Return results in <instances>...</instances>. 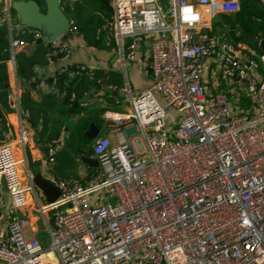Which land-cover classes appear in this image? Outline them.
<instances>
[{"label": "built area", "instance_id": "built-area-1", "mask_svg": "<svg viewBox=\"0 0 264 264\" xmlns=\"http://www.w3.org/2000/svg\"><path fill=\"white\" fill-rule=\"evenodd\" d=\"M213 4L233 14L241 0H112L102 28L113 34L124 85L107 89L119 91L128 107L103 112L104 135L98 133L86 156L97 166L66 178L46 176L59 196L31 200L46 227L47 247L25 235L26 221L17 211L36 187L29 173L22 183L11 143L0 144V178L8 189L7 204L0 203V264H264V74L258 70L264 54L209 34L203 14ZM10 8V0L0 5V23L8 28L14 64L26 42L12 35ZM27 27L20 33L41 37ZM66 30L77 32L71 21ZM143 41L148 54L137 68L149 85L133 95L126 62L135 60ZM45 44L50 61L70 57L67 40L57 36ZM209 56L223 80L243 83L249 100L244 111L236 112L227 91L203 82ZM58 72L100 85L84 63ZM60 97L73 101L76 94L63 90ZM171 109L177 117L169 124ZM18 112L28 119V110ZM18 137L23 144L21 121ZM64 145L63 136L38 145L46 171Z\"/></svg>", "mask_w": 264, "mask_h": 264}, {"label": "trees", "instance_id": "trees-1", "mask_svg": "<svg viewBox=\"0 0 264 264\" xmlns=\"http://www.w3.org/2000/svg\"><path fill=\"white\" fill-rule=\"evenodd\" d=\"M37 3L40 8L44 0H32ZM63 13L72 21V25L76 28V33L80 35L85 43L94 48H112L115 45L114 37L111 31L102 28L110 17V5L106 0L105 5L103 0H60L59 3ZM1 14V13H0ZM11 17H16V11L10 8ZM219 21L213 27L212 33H217L216 27L226 26L228 39L233 43L243 42L252 47L257 54H261L258 45L246 37L249 35L262 37L264 32V5L255 0H241L239 11L233 14H219ZM8 28L4 22L0 23V119L3 114L12 112L13 109L9 104V88L7 62L10 59V50L8 42ZM214 35V34H213ZM16 38L25 41L26 43H35L33 34L30 32L18 34ZM47 45L45 43L35 44L34 49L30 54H25L23 51L14 53L15 70L19 78H27L29 68L33 66H43L50 60L46 57ZM261 74H264V69L259 66ZM95 78L100 79V86L107 88L110 85L120 88L123 86V77L119 71H113L104 68H93ZM95 81L88 79L86 76L68 77L65 72L58 73L54 77V87L56 94L60 97V92L66 90L75 92L76 99L70 101L68 97L62 98L56 104L57 97L49 95L40 102L33 101L26 93L20 96V106L22 110H28V122L31 127L36 128L35 141L37 143L48 142L58 137L62 132V127L57 125L51 118L54 112L61 118L69 119L75 114L80 107L79 99L86 93L96 88ZM245 99V98H243ZM78 106L73 107V103ZM109 107L100 106L94 110L79 115L73 120V130H68L65 137V145L56 152L55 171L61 177H69L73 173H66L68 168L74 167L81 162L82 156H88L91 153V143L83 136V133L88 130L93 123L99 130L104 125L102 118L103 112L110 108L118 110L117 105L113 103V94L107 97ZM1 139V132H0ZM66 169V170H63ZM68 172V171H67Z\"/></svg>", "mask_w": 264, "mask_h": 264}, {"label": "crops", "instance_id": "crops-1", "mask_svg": "<svg viewBox=\"0 0 264 264\" xmlns=\"http://www.w3.org/2000/svg\"><path fill=\"white\" fill-rule=\"evenodd\" d=\"M3 1L0 0V5H3ZM13 0H10L12 2ZM73 1L76 0H69L70 5ZM110 5V17L112 15V0H108ZM106 0H103V4L105 5ZM72 6V5H71ZM61 8V7H60ZM209 12H204L203 14V22L206 24V31L210 34L213 32V27L215 24L220 20L219 14L222 13L219 10L218 4H213L209 7ZM109 17V18H110ZM69 21H71L69 19ZM16 22V28L19 29V23ZM72 23V21H71ZM26 26H24L25 28ZM218 28V27H216ZM12 31V30H11ZM21 31V30H20ZM217 33H213L217 35L219 38L222 36V33L216 29ZM20 32H18L19 34ZM17 34V35H18ZM21 34V33H20ZM212 34V33H211ZM212 34V35H213ZM12 35H14L12 31ZM16 35V36H17ZM113 35V34H112ZM36 41V40H35ZM68 43L72 46L70 57L67 60H52L49 61L47 64L43 66L35 65L31 69V74L27 78H19L16 74L15 70V60L14 64L9 59L7 62V74H8V88H9V104L12 107L13 111L3 114L2 118L0 119V132H1V142H8L11 143L14 155L18 160V172L22 178V183L26 184L25 174L29 173L32 178V175L37 171L44 173L43 175L49 177L53 175L57 178H66L61 177L59 173L55 171L56 166V159L53 164V169L51 171H46L44 169V151L38 147L39 144L44 143H37L35 141V133L36 128L30 126L28 119H24L20 117L19 110H22L20 106V96L22 93H26L33 101L40 102L44 98H47L49 95L56 96L57 101L56 104L61 101V97L56 94V89L54 87V77L59 72V68L63 66H68L70 63H84L92 68H104L110 69L113 71H119L122 74L121 65L119 61H113L114 53L112 52L111 48H101L97 49L93 46H89L85 43L83 38L78 35L77 33L73 35L71 39L67 40ZM115 41V40H114ZM226 41V40H224ZM221 42V40H220ZM231 42V41H226ZM36 43H26L23 47L18 48L17 51H23L25 54H30ZM220 52V49L217 50ZM148 54V41H143L140 43L138 49L136 50L135 60L126 62V71L130 72V80L127 78L131 92L133 95H136L143 91L149 85V78L145 76L142 72H140L137 68V62H143L146 60ZM217 55V54H216ZM215 56L206 57L204 60V72H203V82L207 87H213L214 89L218 90H225L227 91L230 96L232 97H240L245 98L243 103L247 108L249 106V100L247 99L245 89L243 87V83L235 79L233 83H228L226 80H223L218 73L217 66L214 61ZM128 66L131 68L128 69ZM28 69V70H29ZM28 74V73H27ZM123 85H124V77H123ZM89 97L83 98L82 96L79 99V103L81 106H90V111L94 110L100 106H107L109 107V102H107V97L112 93L113 94V103L118 106L122 103H127L125 97L119 91H110L105 87L100 86L97 84L96 88L91 90ZM10 98L12 99V103H10ZM83 99V100H81ZM239 99V98H238ZM116 100H120L119 103ZM230 101V99H229ZM76 103V102H75ZM74 104V103H73ZM128 104V103H127ZM231 104V103H230ZM232 105V104H231ZM78 106V104L76 105ZM73 105V107H76ZM233 107V106H232ZM236 109V107H233ZM89 111V112H90ZM88 113V112H87ZM76 115H72L70 120L76 119ZM61 118V117H60ZM18 121H21V126L24 131L25 135V142L21 144L19 142L18 137ZM69 128L64 126L62 127V132L59 136H63L64 138L68 134ZM100 131V130H99ZM89 165L83 163L82 161L77 163L74 167L63 169L66 173L70 174H86L90 172ZM68 171V172H67ZM38 198L39 201L45 202L43 197L40 195L39 191L36 189L35 193H30V197L28 196V205L23 207L22 209L17 211L18 216L22 217L26 221V230L25 235L27 237H36L41 242L40 237V229L38 225V220H40L39 216L35 212V208L33 205V201ZM43 200V201H42ZM8 201V194L7 192H3L0 190V203L5 206ZM32 226H35L37 230H32Z\"/></svg>", "mask_w": 264, "mask_h": 264}, {"label": "water", "instance_id": "water-1", "mask_svg": "<svg viewBox=\"0 0 264 264\" xmlns=\"http://www.w3.org/2000/svg\"><path fill=\"white\" fill-rule=\"evenodd\" d=\"M44 4L45 10H42L40 6L32 0H13L11 2V7L16 11V17L13 20L18 21L19 29L23 26L38 29L42 35L36 39V44L49 42L57 36H59L61 41L71 39L73 34L68 30L64 31L69 23V19L60 8L59 0H44ZM245 35L258 45L261 52L264 54V32L261 38L249 35L248 33ZM116 58L117 56L114 55L113 61L116 60ZM130 68L131 67L128 66V69ZM31 72V69H29L27 75L29 76ZM10 103H12L11 98ZM73 105L76 106L77 103ZM98 133L99 129L91 123L88 130L83 133V136L89 140H93ZM80 160L89 166H97L96 160L89 159L86 156H82ZM32 182L45 201L53 202L59 196L57 187L43 175L42 172L37 171L34 173L32 175ZM0 190L3 192L8 191L4 177L0 178Z\"/></svg>", "mask_w": 264, "mask_h": 264}, {"label": "rangeland", "instance_id": "rangeland-1", "mask_svg": "<svg viewBox=\"0 0 264 264\" xmlns=\"http://www.w3.org/2000/svg\"><path fill=\"white\" fill-rule=\"evenodd\" d=\"M162 1L165 2V0H162ZM41 9L42 10H45V4H44V2L41 5ZM12 19H14V16H13ZM15 25H16V22L13 20L12 21V31H13L15 37H16V35L18 34V32H20V30H18ZM27 28H29V27H27ZM217 29H218L219 32L222 33V36H220L221 42H224V40L230 41L228 39V34H227L226 26H223V27L219 26ZM126 75H127V78L130 80V72L129 73L127 72ZM229 99H230V103L232 104V106L233 107H236V110H237L236 112H238L239 110H242V111L245 110V108H246L245 107V104H244L245 103L244 102L245 100H243V98L241 100L240 97L238 99L236 97L235 98L232 97V95L231 96L229 95ZM118 106H122V107H118V110H124L126 107H128V104L125 102V103H122L121 105H118ZM90 109H91V107L89 105L88 106H81V107H79V109L77 111H75V114L74 115H76L78 117L79 115H82V114H85V113L89 112ZM51 113H52L51 118L53 119V121L55 123H57V125H59L60 127L66 126V127L69 128L70 131L73 130V121L70 120V118L69 119L60 118L55 113V111L54 112H51ZM170 117L171 118H173V117L176 118L177 117V111L174 110V109H171L170 112H169V115H168V123L169 124H172V122H170ZM73 119H75V118H73ZM104 132H105V126L103 125L102 128L99 131V134L104 135ZM137 144H138V148L140 149L139 143H137ZM74 175H77V174H74ZM78 175H81V173H78ZM98 196H99V198L101 200V203H106L107 202V200H104V202L102 201L103 200V193H98ZM110 201H111V199H110ZM50 217H51V215H50ZM37 223H38L39 229H40L41 244H42L43 247H47L48 246V238H47L46 227L42 225L41 219L38 220ZM49 227H51V222L49 223Z\"/></svg>", "mask_w": 264, "mask_h": 264}]
</instances>
